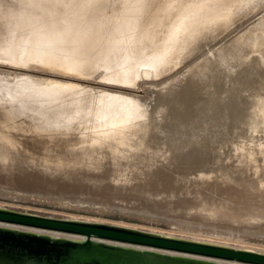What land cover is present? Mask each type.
<instances>
[{
  "label": "bare ground",
  "instance_id": "obj_1",
  "mask_svg": "<svg viewBox=\"0 0 264 264\" xmlns=\"http://www.w3.org/2000/svg\"><path fill=\"white\" fill-rule=\"evenodd\" d=\"M263 12L264 0H0V183L76 175L125 193L179 190L169 200L188 214L264 219V14L248 23ZM37 61L171 79L150 109L103 92L73 100L72 81L40 86L28 74ZM181 92L190 106L172 103Z\"/></svg>",
  "mask_w": 264,
  "mask_h": 264
},
{
  "label": "rangeland",
  "instance_id": "obj_2",
  "mask_svg": "<svg viewBox=\"0 0 264 264\" xmlns=\"http://www.w3.org/2000/svg\"><path fill=\"white\" fill-rule=\"evenodd\" d=\"M263 14L264 12L250 19L252 22L249 20L248 23L251 25L247 23L245 24L246 27L248 28V25L250 27L253 25L252 23H256L260 18L259 16ZM244 26L242 30L246 28ZM234 35L235 33L232 36ZM231 37H229V40L233 39L235 36L233 38ZM217 45L214 47L220 46L219 44ZM211 49H205L204 51L207 53L209 52L208 54L211 55ZM202 52L197 56L201 54L200 57L203 59L196 57L186 64L187 67H182L183 69L181 68L177 71V74L175 72L171 74V76L174 75L175 78L179 77V75L181 76L185 70L190 69L196 64H200L204 58L210 56L207 55L206 52ZM189 65H191V67ZM28 69L31 72L28 74H31L33 79L36 80L40 86H47L56 81L60 83H70L72 81L76 86H81L80 88H75L74 86L66 87V94L73 100L80 98L100 100L103 97V92L105 94L114 95L110 97L109 100L110 103L117 104L124 95H128V98L135 97L139 100L137 102H142L140 103L142 105L144 103L143 106L146 107V109V104H149L148 109H150L151 104L155 102L154 90L159 89L158 87H160L162 83L164 85L171 79L169 75L163 78H149L143 76L133 82L120 81L118 78L112 80L106 78L103 69L100 68L98 70L96 69L97 71L94 73L86 74L74 69H64L57 65L45 64L42 61H37L35 65L28 66ZM105 71L106 70H104V72ZM180 72L183 73L181 74ZM174 77L172 76V79ZM156 86L157 88L155 89ZM87 87L91 89L93 87L95 92L93 89L92 91L91 89L88 90ZM120 92L122 94L119 95L118 93ZM57 142L56 144L53 142V144L56 146L58 144ZM55 150L57 151V149H50L47 147L41 149L39 152L47 153L54 152ZM130 152L133 153V151ZM164 169L169 171L167 167ZM170 172L173 173L172 171ZM47 174L51 176L37 178V176L33 175H24L12 179L4 178V181L0 183V204L54 215H74L109 222L125 223L127 225H135L146 229H158L187 237H201L200 239L206 240L215 239L213 241L264 249V219H259L254 216H246L244 218L214 216L212 214L213 212L210 211L203 214H188L186 213V207L183 209L172 208L169 195L172 196L173 199L179 200L182 195H180L179 190H174L176 193H172V190L163 193L155 190L125 193L121 189L114 187L113 181L111 180H96L95 178L80 182L76 179L78 178L76 175H69V177L63 175L62 177H57V175L53 173ZM175 175L179 179L182 178L177 173H175ZM64 183L68 184L67 187L63 186ZM195 183L194 181H190V186L193 188L198 186ZM207 185L209 186V184ZM104 205L105 208L103 207ZM182 221H186L185 224ZM194 223H196V225ZM208 225H210V227H208ZM213 226H217L216 229ZM240 230H242V232H240Z\"/></svg>",
  "mask_w": 264,
  "mask_h": 264
},
{
  "label": "water",
  "instance_id": "obj_3",
  "mask_svg": "<svg viewBox=\"0 0 264 264\" xmlns=\"http://www.w3.org/2000/svg\"><path fill=\"white\" fill-rule=\"evenodd\" d=\"M0 264H264V249L0 204Z\"/></svg>",
  "mask_w": 264,
  "mask_h": 264
},
{
  "label": "snow or ice",
  "instance_id": "obj_4",
  "mask_svg": "<svg viewBox=\"0 0 264 264\" xmlns=\"http://www.w3.org/2000/svg\"><path fill=\"white\" fill-rule=\"evenodd\" d=\"M171 101L174 104V106L178 108L180 106H190L192 103V101L189 98L185 97L182 92L175 94L171 98ZM0 178H2V174H0Z\"/></svg>",
  "mask_w": 264,
  "mask_h": 264
}]
</instances>
